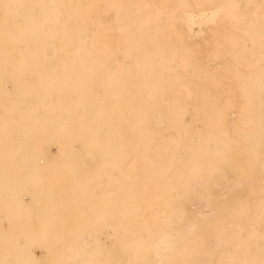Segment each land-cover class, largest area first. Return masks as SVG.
<instances>
[{"label": "bare ground", "instance_id": "6f19581e", "mask_svg": "<svg viewBox=\"0 0 264 264\" xmlns=\"http://www.w3.org/2000/svg\"><path fill=\"white\" fill-rule=\"evenodd\" d=\"M0 264H264V0H0Z\"/></svg>", "mask_w": 264, "mask_h": 264}, {"label": "rangeland", "instance_id": "374dc122", "mask_svg": "<svg viewBox=\"0 0 264 264\" xmlns=\"http://www.w3.org/2000/svg\"><path fill=\"white\" fill-rule=\"evenodd\" d=\"M54 151H57L58 149L56 147L53 148ZM192 207V208H191ZM190 209L191 210H195L194 206H191ZM36 252H38L37 254L40 255L41 254V251L40 249H36Z\"/></svg>", "mask_w": 264, "mask_h": 264}]
</instances>
